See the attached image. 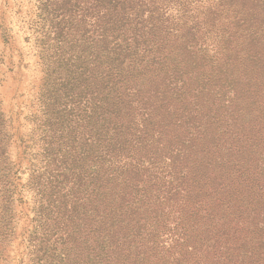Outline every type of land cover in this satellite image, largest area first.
<instances>
[{"label": "trees", "instance_id": "16d2710c", "mask_svg": "<svg viewBox=\"0 0 264 264\" xmlns=\"http://www.w3.org/2000/svg\"><path fill=\"white\" fill-rule=\"evenodd\" d=\"M161 1L94 0L105 28L49 64L36 219L56 202L61 264H264V0L204 14L213 53Z\"/></svg>", "mask_w": 264, "mask_h": 264}, {"label": "rangeland", "instance_id": "374dc122", "mask_svg": "<svg viewBox=\"0 0 264 264\" xmlns=\"http://www.w3.org/2000/svg\"><path fill=\"white\" fill-rule=\"evenodd\" d=\"M94 3L72 0L64 9L52 0H0V112L4 115L2 134L6 143V152L0 154V264H61L67 234L64 223L54 219L56 202L47 205L45 201L47 220L38 221L33 202L36 193L28 179L32 173L36 176L43 172V105L59 77L49 64L62 57L63 51L75 54L82 35L91 43L92 36L105 28L103 22H96L104 10L97 13ZM159 3L156 5L167 6L162 12L170 16L174 26L186 21L204 32L199 43L212 53L218 26L204 25V14L218 13L221 18L234 15L220 0ZM21 137L28 140L25 157ZM68 189L69 184L66 188L56 186L57 193L49 190L47 198L65 194ZM20 196L29 202L27 211L18 200ZM168 228H173L171 220ZM169 235L160 236V245L169 244Z\"/></svg>", "mask_w": 264, "mask_h": 264}]
</instances>
